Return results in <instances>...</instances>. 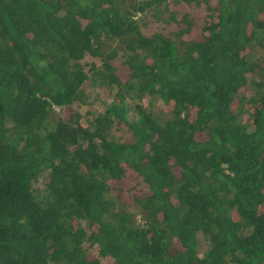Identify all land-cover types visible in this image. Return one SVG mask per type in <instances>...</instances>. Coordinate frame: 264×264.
<instances>
[{
	"label": "trees",
	"instance_id": "trees-1",
	"mask_svg": "<svg viewBox=\"0 0 264 264\" xmlns=\"http://www.w3.org/2000/svg\"><path fill=\"white\" fill-rule=\"evenodd\" d=\"M103 259L264 264V0H0V264Z\"/></svg>",
	"mask_w": 264,
	"mask_h": 264
},
{
	"label": "rangeland",
	"instance_id": "rangeland-1",
	"mask_svg": "<svg viewBox=\"0 0 264 264\" xmlns=\"http://www.w3.org/2000/svg\"><path fill=\"white\" fill-rule=\"evenodd\" d=\"M177 8H179L180 12H190L192 14V16L194 18H196L199 22L203 19V16L206 15V13H207V11L203 7L191 8V7H187L184 4H182V5L178 6ZM176 27H177V25L175 22H169L168 23V22H165L161 18L156 19L153 16H150L148 18L146 24L145 25L143 24L142 30L145 33L150 34L154 31L168 32L169 30L175 29ZM84 60H88V61L96 60L97 62H101V60L98 57H91V56H85ZM85 92H86V95L83 96V99L85 102L76 100L71 105V107H73V109L79 110L84 115H88L89 109L93 108V107L98 109L99 112H102L104 108L102 107V104L100 103V101L111 99L110 94L105 89H99V90H97L98 93H96L97 101H93L91 103L90 102L88 103V100L92 94V90L90 89V87L86 86ZM56 110H59V108ZM60 111H62V109H60ZM116 134L122 135L123 139L129 138V133H127L123 130H117ZM122 193L124 194V196L125 195L129 196L130 194H132L131 191L129 193L127 190H122ZM129 205H131V204H129ZM129 208L132 209L133 206H130ZM93 250L96 251L95 247L93 248ZM102 263L103 264H110V262H108L107 259H103Z\"/></svg>",
	"mask_w": 264,
	"mask_h": 264
},
{
	"label": "clouds",
	"instance_id": "clouds-1",
	"mask_svg": "<svg viewBox=\"0 0 264 264\" xmlns=\"http://www.w3.org/2000/svg\"><path fill=\"white\" fill-rule=\"evenodd\" d=\"M55 108H56V109H58V108H59V106H55Z\"/></svg>",
	"mask_w": 264,
	"mask_h": 264
}]
</instances>
